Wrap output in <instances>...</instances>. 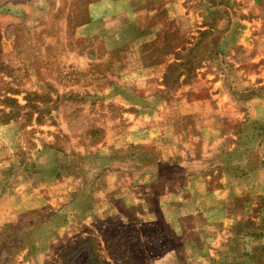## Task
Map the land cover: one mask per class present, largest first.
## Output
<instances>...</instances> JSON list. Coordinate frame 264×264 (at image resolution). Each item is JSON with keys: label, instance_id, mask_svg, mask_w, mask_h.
<instances>
[{"label": "rangeland", "instance_id": "374dc122", "mask_svg": "<svg viewBox=\"0 0 264 264\" xmlns=\"http://www.w3.org/2000/svg\"><path fill=\"white\" fill-rule=\"evenodd\" d=\"M32 8L0 20L5 264H264V0Z\"/></svg>", "mask_w": 264, "mask_h": 264}, {"label": "crops", "instance_id": "0c3cea01", "mask_svg": "<svg viewBox=\"0 0 264 264\" xmlns=\"http://www.w3.org/2000/svg\"><path fill=\"white\" fill-rule=\"evenodd\" d=\"M36 0H20V1H16V2H11V4L9 3L5 9H2L3 11H1L0 13V20H5L6 23H13L15 21H20L22 23H28V19L30 18V15L33 12V8H32V4L33 2H35ZM41 0H37V2H40ZM100 4H104V1L100 2V3H96L95 5L91 4V7L93 9V7H100ZM98 7V9H99ZM93 13V10H92ZM156 155H158L159 157V163L162 162V160H167L168 157L173 156L172 153L170 152H163L162 148H159V151L156 149ZM10 172V171H9ZM13 173V171H12ZM10 172V174H12ZM15 179V174L14 175H10V177L7 178L8 183H12ZM10 188H7L5 193L2 195V199L5 198L6 196H8L7 194H9L11 191L9 190ZM9 190V191H8ZM2 199L0 198V202H2ZM9 200L13 201L14 198L10 197L8 198ZM3 206L0 205V208H2ZM7 209V208H6ZM5 209V210H6ZM10 216H8L6 214V212L2 213L0 212V255L3 254L2 256H0V262H3V264H5L7 262V258L5 253L6 252H10L12 251V245H19L20 246V252L23 254V250H22V246H23V242L20 239V241L12 240V228H8V227H14V228H22L24 226L27 225L28 219H26L23 216H19L16 219H9ZM166 219H168V216L165 217ZM25 253V252H24ZM10 258V257H9ZM3 259V261H2ZM12 260V259H11ZM10 262V259L9 261ZM13 263V260L12 262ZM28 263V262H27ZM14 264H26L23 261V257H20V260H16L14 261Z\"/></svg>", "mask_w": 264, "mask_h": 264}, {"label": "trees", "instance_id": "16d2710c", "mask_svg": "<svg viewBox=\"0 0 264 264\" xmlns=\"http://www.w3.org/2000/svg\"><path fill=\"white\" fill-rule=\"evenodd\" d=\"M183 65H184V63H183V64H181L180 66H183ZM180 66H179V67H180ZM185 71H189V69H185ZM181 75H182V74H181Z\"/></svg>", "mask_w": 264, "mask_h": 264}]
</instances>
